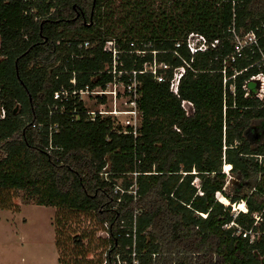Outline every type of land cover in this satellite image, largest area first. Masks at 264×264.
Wrapping results in <instances>:
<instances>
[{"label":"trees","instance_id":"1","mask_svg":"<svg viewBox=\"0 0 264 264\" xmlns=\"http://www.w3.org/2000/svg\"><path fill=\"white\" fill-rule=\"evenodd\" d=\"M250 32L257 46L237 56L236 37ZM189 33L218 43L191 55ZM112 39L116 70L137 72V138L111 117L87 121L82 102L65 103L62 113L57 104L49 116L53 92L69 87L72 72L78 89L111 82L98 73L111 65L103 46ZM85 41L91 48L79 50ZM177 42L182 60L173 54ZM153 57L170 67L165 82L139 73ZM263 58L264 0H0V191L92 211L107 226L109 256L126 259L134 224L139 264H264V98L254 97L251 80L264 76ZM183 61L178 98L169 79ZM181 100L193 103L192 117ZM241 203L246 211L233 214ZM230 222L241 233L226 229Z\"/></svg>","mask_w":264,"mask_h":264},{"label":"rangeland","instance_id":"2","mask_svg":"<svg viewBox=\"0 0 264 264\" xmlns=\"http://www.w3.org/2000/svg\"><path fill=\"white\" fill-rule=\"evenodd\" d=\"M239 45H248L247 38L239 39ZM149 68V65L144 66V69ZM122 92L120 85L117 110L136 111L128 95ZM105 99L102 109L113 110L109 96ZM85 104L89 109H99L94 100L85 101ZM126 114L109 116L114 128L125 129L128 120H140L139 115ZM106 177L103 174L102 178ZM132 177L127 176L130 180ZM232 183L236 184V181L227 182L226 192H229ZM192 184L199 187L200 180L195 178ZM121 185L122 180L117 186ZM35 199L36 196L27 197L23 190L0 191V264H103L110 249L107 226L99 223L92 211L37 206ZM238 211L241 210L231 208L233 214ZM21 259L25 262L22 263Z\"/></svg>","mask_w":264,"mask_h":264},{"label":"built area","instance_id":"3","mask_svg":"<svg viewBox=\"0 0 264 264\" xmlns=\"http://www.w3.org/2000/svg\"><path fill=\"white\" fill-rule=\"evenodd\" d=\"M228 32L234 34L233 29H228ZM244 37H246L248 40V45L246 46L239 45V39L241 38L236 37L235 39L236 46H235L234 54H236L237 56L240 55L244 47L257 46L258 38L253 32L247 33ZM217 43L218 41L214 40L211 44H208L204 36L198 33H189L184 42L185 47L187 48L188 52L191 55H195L197 53H204L210 48H215ZM181 45L182 43L180 42H177L175 44V50L173 51V54L182 60V58L180 57L177 51ZM90 46H91L90 43L88 41H85L83 43H79L77 48L79 50H87L91 48ZM130 46H133V44H130ZM103 52L111 54L112 61H111V65L106 64V68H104V70L99 72L98 74H102V73L111 74L112 75L111 82L107 83L105 88H102L100 86L90 88L89 85L85 84L83 85L82 88L78 89L76 88L77 82L75 79V73L72 72L71 77L68 80L69 87H65L61 85L58 90L53 92L52 99L55 102V104L53 105L52 108H50L49 116L53 115L54 111H56L57 104L61 106L60 113H62L61 111L63 110L64 104L69 101H72L73 105H75L76 103L82 102L86 110L85 111L86 120L90 122L94 121L97 118V116H100V117L117 116V115H120V113H127L126 115H129V116L139 115L140 117L139 121L135 120L131 122L128 120L126 123L127 124L126 128L120 132L123 134L132 133L134 138H137V128L141 121V113L138 112L137 110L136 111L128 110L125 112H120V110H117V105H116L117 99L119 96L118 87L121 85L123 88L122 93L128 95L129 99L131 100L130 102L134 106L133 108L136 109L134 100L135 98H137L138 95L136 93L137 83L134 79V76L137 72L135 71L127 72V71H117L116 70V65L118 62V54L120 53V51L114 39L108 40L105 42L103 46ZM130 53H132V51H130ZM135 53L143 55V53L145 52L135 51ZM155 53H156L155 51H152L153 56L155 55ZM262 60L264 61V58ZM145 65H149L150 68L149 69L143 68L144 70L140 71L139 73H149L152 75L153 79L156 82L158 83L165 82V77H164L163 72L165 70L170 69V67L167 64L158 63L155 57H153L152 62L145 63L144 66ZM186 68H189V64L183 61L182 66L172 69L171 77L169 79V92L178 98H179V92H178L179 83L185 74ZM122 75H125L128 77L127 84H124L123 82L119 80V78ZM251 80L255 81L258 87L257 92L254 94V97L258 99H263L264 98V91H263L264 76L261 74H258L257 76L252 77ZM105 96H109V98L111 99V102H113V108H114L113 110L112 109H109V110L102 109L104 104L99 102V98H103ZM90 100H94L95 103H98L99 109H89V106L85 104V101H90ZM180 107L183 110L186 118H190L194 115V105L191 101L181 100ZM72 114H74L75 117L78 116V114H76V108L73 109ZM4 115H5L4 110L0 108V119H3ZM136 118L137 117H135V119ZM127 127L131 128L130 129L131 132L127 131L128 130ZM57 129H58L57 124H52L51 127L49 128V131L51 133L52 131L54 132L57 131ZM116 188L119 189L118 187ZM229 227H236L237 233L238 234L241 233V229L234 222H230L228 225L225 226L226 229H228ZM243 236H246V233H243ZM125 237L131 238L132 240L131 247H126V251L130 253L123 255L126 257V259L122 258V254L120 253H116L115 255H110V256L107 253L103 261V264H109L108 262L112 259L114 261L111 262V264H139L138 254L135 251V225L134 224L132 228V233L125 234ZM253 240H254V234L251 233L249 242L251 243L253 242Z\"/></svg>","mask_w":264,"mask_h":264},{"label":"bare ground","instance_id":"4","mask_svg":"<svg viewBox=\"0 0 264 264\" xmlns=\"http://www.w3.org/2000/svg\"><path fill=\"white\" fill-rule=\"evenodd\" d=\"M229 169H230V166H228V165H225V167H224V172H228L229 171ZM221 202H223L225 205H229V202L224 198V197H222V196H220L219 195V198H218ZM245 205H244V203H241V204H239V205H236V206H234L235 208H236V210H245L246 211V208L244 207Z\"/></svg>","mask_w":264,"mask_h":264},{"label":"clouds","instance_id":"5","mask_svg":"<svg viewBox=\"0 0 264 264\" xmlns=\"http://www.w3.org/2000/svg\"><path fill=\"white\" fill-rule=\"evenodd\" d=\"M224 167V166H223ZM223 172H224V170H223ZM225 174H228V172H224ZM218 195H220L219 193L216 195V198H217V200H218ZM242 211V210H241ZM242 212H245V211H242Z\"/></svg>","mask_w":264,"mask_h":264},{"label":"crops","instance_id":"6","mask_svg":"<svg viewBox=\"0 0 264 264\" xmlns=\"http://www.w3.org/2000/svg\"><path fill=\"white\" fill-rule=\"evenodd\" d=\"M55 248H56V247H55ZM21 262L24 263V262H25V259H24V260L21 259Z\"/></svg>","mask_w":264,"mask_h":264}]
</instances>
